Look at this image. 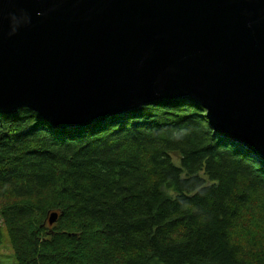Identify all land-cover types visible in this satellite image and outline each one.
Masks as SVG:
<instances>
[{"label": "trees", "instance_id": "16d2710c", "mask_svg": "<svg viewBox=\"0 0 264 264\" xmlns=\"http://www.w3.org/2000/svg\"><path fill=\"white\" fill-rule=\"evenodd\" d=\"M0 218L15 264H264V161L190 97L71 130L22 107L0 114Z\"/></svg>", "mask_w": 264, "mask_h": 264}, {"label": "water", "instance_id": "95a60500", "mask_svg": "<svg viewBox=\"0 0 264 264\" xmlns=\"http://www.w3.org/2000/svg\"><path fill=\"white\" fill-rule=\"evenodd\" d=\"M185 97L264 161V0H0V114L71 130Z\"/></svg>", "mask_w": 264, "mask_h": 264}, {"label": "rangeland", "instance_id": "374dc122", "mask_svg": "<svg viewBox=\"0 0 264 264\" xmlns=\"http://www.w3.org/2000/svg\"><path fill=\"white\" fill-rule=\"evenodd\" d=\"M0 230L2 231V242L0 246V264H15L14 254L8 242V237L3 228L0 218Z\"/></svg>", "mask_w": 264, "mask_h": 264}]
</instances>
